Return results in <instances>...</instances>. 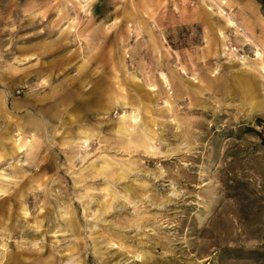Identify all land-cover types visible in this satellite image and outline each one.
I'll return each instance as SVG.
<instances>
[{"label":"rangeland","instance_id":"rangeland-1","mask_svg":"<svg viewBox=\"0 0 264 264\" xmlns=\"http://www.w3.org/2000/svg\"><path fill=\"white\" fill-rule=\"evenodd\" d=\"M260 134L264 0H0V264H264Z\"/></svg>","mask_w":264,"mask_h":264},{"label":"trees","instance_id":"trees-1","mask_svg":"<svg viewBox=\"0 0 264 264\" xmlns=\"http://www.w3.org/2000/svg\"><path fill=\"white\" fill-rule=\"evenodd\" d=\"M261 140L264 143V134H260Z\"/></svg>","mask_w":264,"mask_h":264},{"label":"bare ground","instance_id":"bare-ground-1","mask_svg":"<svg viewBox=\"0 0 264 264\" xmlns=\"http://www.w3.org/2000/svg\"><path fill=\"white\" fill-rule=\"evenodd\" d=\"M4 190V189H3ZM1 192V191H0ZM1 197V196H0Z\"/></svg>","mask_w":264,"mask_h":264}]
</instances>
